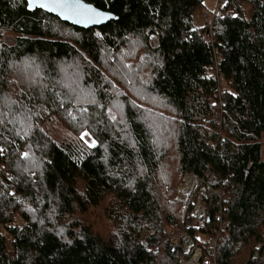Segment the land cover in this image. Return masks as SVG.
I'll list each match as a JSON object with an SVG mask.
<instances>
[{"label": "trees", "instance_id": "1", "mask_svg": "<svg viewBox=\"0 0 264 264\" xmlns=\"http://www.w3.org/2000/svg\"><path fill=\"white\" fill-rule=\"evenodd\" d=\"M82 1L115 19L0 0V264H180V231L264 264V0H227L209 38L203 0ZM174 174L201 182L203 220Z\"/></svg>", "mask_w": 264, "mask_h": 264}, {"label": "built area", "instance_id": "2", "mask_svg": "<svg viewBox=\"0 0 264 264\" xmlns=\"http://www.w3.org/2000/svg\"><path fill=\"white\" fill-rule=\"evenodd\" d=\"M220 5L217 6L211 17H209L208 15L203 17V28H205L207 33L209 32V34L206 35L207 38L210 37L209 35L212 31L214 19L220 18L223 15L221 11L222 7ZM212 71L214 76L217 77L216 67ZM218 78L219 84L223 85V79H221L219 76ZM220 92L221 93L218 96L224 94L225 90L220 87ZM220 105H222L221 101ZM183 176L187 178L188 184L186 187H182L180 190L182 199H184L185 197L187 198L193 190H201L199 189L201 182L196 176L189 174ZM197 203H200V205L202 206L200 211L197 206ZM189 215L193 218L198 219L199 221L203 220L206 217L207 211L204 205L199 201V199L196 201V205H193L189 209ZM171 238L173 240L183 241L182 257L179 260L180 264H217L215 258L217 242L216 236H205L199 245H195L193 240L189 236H187L183 231L178 232Z\"/></svg>", "mask_w": 264, "mask_h": 264}, {"label": "rangeland", "instance_id": "3", "mask_svg": "<svg viewBox=\"0 0 264 264\" xmlns=\"http://www.w3.org/2000/svg\"><path fill=\"white\" fill-rule=\"evenodd\" d=\"M227 0H203V4L201 7H199L196 11H194V13L192 14V25L194 28H203L204 24H203V17L204 16H209L211 17V15L213 14L214 10L217 8L218 5H220L221 7H223V5H225ZM16 34L9 32L7 30H0V38L2 40L3 43L7 44V45H12L15 41L16 38ZM79 92V91H78ZM108 114L110 115V120L116 121L117 123L121 122V118L120 115L117 116V112L114 109H110L108 111ZM83 140H85L89 145H91L92 143V139L88 136V134L86 136H84L82 138ZM261 154L262 157H264V139L261 140ZM169 163L172 164L173 161L169 160ZM173 179H175L176 181H178V183L176 184V189H175V199L176 201L179 202L180 206L182 208H190L193 205H196V201L198 200L197 198H194V194H196V190H193L190 195L184 199L181 198V188L182 187H186L188 184V180L186 177L184 176H179L177 177L175 174L172 175ZM174 180V183H175ZM197 206L199 208V211L201 210L202 206L200 205V203H197ZM171 235V234H170ZM204 237L199 238V242L203 240ZM195 264V263H192Z\"/></svg>", "mask_w": 264, "mask_h": 264}, {"label": "snow or ice", "instance_id": "4", "mask_svg": "<svg viewBox=\"0 0 264 264\" xmlns=\"http://www.w3.org/2000/svg\"><path fill=\"white\" fill-rule=\"evenodd\" d=\"M27 7L32 9L38 7L48 11H58L61 15H70L75 18L76 23H100L101 20L107 19L109 14L103 11H99L90 5H85L80 0H27ZM71 115V113H69ZM73 120L76 118L73 116ZM87 133H83L81 138L86 136ZM93 140L91 145L94 146ZM3 154V149H0V155ZM28 153L22 154V159H26Z\"/></svg>", "mask_w": 264, "mask_h": 264}, {"label": "water", "instance_id": "5", "mask_svg": "<svg viewBox=\"0 0 264 264\" xmlns=\"http://www.w3.org/2000/svg\"><path fill=\"white\" fill-rule=\"evenodd\" d=\"M26 2H27V0H26ZM80 2L83 3V4H85V5H90L91 7L97 9L96 7H94L93 5H91V4H89V3L85 2V1L80 0ZM27 9L30 10V11H32V10H42V11L48 13V14H51V15L57 17L62 22L68 23L70 25H73L74 27L82 28V29H88V28H93V27H100V26H103V25L107 24L109 21L115 19V17L112 14L106 12V13L109 14V17L107 19L101 20L100 23H84V22L76 23L74 17H72L70 15H67V14L61 15L58 11H48V10H45V9H40L38 7H34L32 9H29L27 7ZM97 10H99V9H97ZM99 11H101V10H99Z\"/></svg>", "mask_w": 264, "mask_h": 264}]
</instances>
